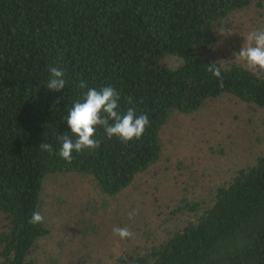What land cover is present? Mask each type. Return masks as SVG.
Returning a JSON list of instances; mask_svg holds the SVG:
<instances>
[{
	"label": "trees",
	"instance_id": "1",
	"mask_svg": "<svg viewBox=\"0 0 264 264\" xmlns=\"http://www.w3.org/2000/svg\"><path fill=\"white\" fill-rule=\"evenodd\" d=\"M254 6L263 8L264 0H0V264H39L34 252L50 231L28 220L40 212L49 175L87 174L115 197L160 159L170 114L195 112L223 94L264 107V76L222 66L221 87L207 71L215 61L198 53L216 43L223 19ZM167 55L182 63L162 65ZM52 67L65 74L59 91L47 88ZM81 80L89 88L113 86L118 111L134 108L150 124L127 143L97 126L100 147L74 151L69 163L58 155V137L73 135L66 117L87 91ZM210 199L188 201L192 214L182 226L114 264H264V153Z\"/></svg>",
	"mask_w": 264,
	"mask_h": 264
},
{
	"label": "rangeland",
	"instance_id": "2",
	"mask_svg": "<svg viewBox=\"0 0 264 264\" xmlns=\"http://www.w3.org/2000/svg\"><path fill=\"white\" fill-rule=\"evenodd\" d=\"M259 28H264V7L237 11L215 27L216 43L198 53L222 66L247 67L234 61V53L244 36ZM160 62L176 68L182 59L167 55ZM253 71L264 76V70ZM161 138L160 159L115 197L102 193L87 174H53L44 180L40 213L50 232L35 249L39 264H114L123 252L151 250L190 217L184 209L188 201L210 203L212 190L264 153V107L223 94L195 112L170 114ZM133 210L137 214L130 221L127 214ZM3 225L0 214V230ZM113 227H128L134 237L121 240Z\"/></svg>",
	"mask_w": 264,
	"mask_h": 264
},
{
	"label": "clouds",
	"instance_id": "3",
	"mask_svg": "<svg viewBox=\"0 0 264 264\" xmlns=\"http://www.w3.org/2000/svg\"><path fill=\"white\" fill-rule=\"evenodd\" d=\"M244 38L245 43L241 50L234 53V61L243 62L249 70H264V28L250 31ZM221 68L222 65L213 62L208 65L207 71L220 81L222 87ZM50 73L51 78L47 88L52 91L65 88L64 72L52 67ZM78 87L87 89V91L83 93L82 101H75L73 106L68 109L66 121L73 135L65 133L58 137L61 144L58 155L61 158L71 163L74 151L80 153L84 150L98 149L100 141L94 139L97 126L104 129L109 140L116 137L127 143L133 139L141 138L150 124L148 116L146 114L137 115L134 108H128L126 112L118 111L120 93L113 86L108 85L100 89L89 88L87 82L81 80ZM39 147L49 153L53 152V146L50 143H43ZM136 214L137 210H133L127 214V217L131 221ZM44 221L45 217L39 211H34L28 223L36 226L43 224ZM112 232L121 240L134 237V233L128 227H113Z\"/></svg>",
	"mask_w": 264,
	"mask_h": 264
}]
</instances>
